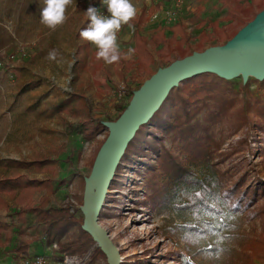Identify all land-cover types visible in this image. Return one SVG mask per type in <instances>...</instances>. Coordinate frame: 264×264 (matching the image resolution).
Instances as JSON below:
<instances>
[{"label": "rangeland", "instance_id": "374dc122", "mask_svg": "<svg viewBox=\"0 0 264 264\" xmlns=\"http://www.w3.org/2000/svg\"><path fill=\"white\" fill-rule=\"evenodd\" d=\"M90 1L93 0H83L82 6ZM131 3L137 13L143 5L147 8L144 31H148L152 26L164 25L159 20H151L150 15L154 11L168 9L172 0H131ZM43 7L44 0H0V163L7 159L31 158L38 154L50 157V186L47 191L45 188L38 190L34 194V202L37 203L41 196L47 194L48 207L68 205L71 211H75L82 204L84 179L91 172L95 147L104 138L108 128L95 139L86 141L80 132L79 117L66 112L60 115L54 113L51 110L52 104L73 92L78 98L79 95L84 97L94 114L113 116L115 102L126 99L129 101L132 96L127 95V83L140 82L145 75H136L134 66L123 71L104 60V68H96L95 56L90 59L89 56L86 57L84 69L75 68L74 52L82 40H76L74 33L82 18L83 8L78 6L68 20L52 29L41 22L40 11ZM225 14L223 0L183 1L179 19L186 25L190 54L211 46L224 45L249 22L236 24L226 20ZM214 20L224 25L233 35L225 41L203 42V46H199L201 30L206 28L207 22ZM201 21L205 23L202 24ZM66 26L68 30L64 29ZM117 44L124 56L129 48L132 49L134 41L131 27L122 25L117 32ZM62 47L67 52L60 54ZM95 48L90 42V51ZM52 51L56 52L57 57L60 55L68 61V71L64 77L52 79L46 76L47 55ZM177 56V51L166 59L155 56L151 64L152 71L156 72L167 66V63L179 59ZM130 58H133V54ZM253 76L244 78L239 73L223 78L232 81L238 96L261 97L264 95V77ZM119 84L125 90L122 96L118 95ZM239 132L241 135V131H238L232 136L224 132L220 150L226 149L230 142L237 139ZM215 138L219 140L221 136L217 134ZM241 153H245L255 163V169L264 180L262 155L245 151ZM188 165L198 177H203L206 173V168L201 163L188 162ZM138 167L139 164L131 168L125 167L122 186L107 189L108 200L105 201L104 198L101 214L98 215V223L107 231L118 249L120 264L246 263L242 252L251 251L244 249L247 239L256 240L264 236V199L260 198L249 210L235 212L225 205V212L204 211L199 217L191 209L182 207L185 199L180 200L179 196H171L167 204L153 207L152 204L141 203L146 195L145 190L140 187L145 174H136L135 169ZM29 176L44 177L33 170L29 172ZM159 181L163 186L168 178L164 177ZM171 187L169 185L167 191L172 190ZM135 189L139 192L135 193ZM76 213L79 214V211ZM26 217L24 237L37 239L33 254L44 256L46 264H83L87 260L88 253L82 257L60 253L55 243L46 242L42 224L36 220V215L27 213ZM4 219L9 221L8 217ZM201 224L205 227L203 231H189L188 226L196 227ZM17 231L18 224H12L10 243L0 247V264H20L21 256L32 255L16 256L10 252L19 240ZM259 254L263 257L261 262L255 257L252 258L253 262L264 264V249L259 250ZM94 264H103V261L98 259Z\"/></svg>", "mask_w": 264, "mask_h": 264}, {"label": "trees", "instance_id": "16d2710c", "mask_svg": "<svg viewBox=\"0 0 264 264\" xmlns=\"http://www.w3.org/2000/svg\"><path fill=\"white\" fill-rule=\"evenodd\" d=\"M101 4V0L90 1L84 11L89 6L99 9ZM223 7L226 9L225 19L241 25L264 9V0H223ZM147 12L143 5L140 12L125 24L133 30V58H124L119 49L121 59L113 63L123 71L134 66L136 75H145L140 82L127 83L129 96L154 73L151 64L155 56L166 59L174 51H177V58L190 54L189 37L182 20L177 19L169 25H155L144 31ZM89 23L85 13L76 30V39L82 40L74 52L77 69L86 67L87 56L89 59L96 57L97 49L90 51V42L80 37V31L87 28ZM232 35L217 20L210 21L201 30L198 44L203 46V42L225 41ZM95 67L103 69V59H97ZM105 70L109 72L108 68ZM127 104V99L117 100L113 106V116L94 114L83 96L79 95L78 98L71 92L52 104L51 110L59 115L66 112L78 116L82 137L91 141L106 128L103 121L115 120ZM238 131H241V135L239 132L237 139L230 142L226 149L220 150L224 139L222 134L226 132L232 136ZM107 134L95 147L91 164ZM217 134L221 139L215 138ZM242 151L253 155L260 153L264 161V95L242 98L237 95L231 80L212 72H202L172 87L148 121L139 126L115 168L108 189L120 188L121 181L125 180L122 175L125 167L139 164L140 167L135 169L136 174H145L140 186L146 192L141 200L143 204L158 207L167 204L171 196H179L180 200L185 199L182 207L191 209L196 217L204 211L225 212V205L235 212L249 210L260 198L264 199V180L255 169V163ZM188 162L203 164L206 168L203 177L196 176ZM51 169L52 160L42 154L31 158L7 159L0 163V247L10 243L11 225L18 224L19 240L10 252L16 256L40 255L33 254L37 239L24 237L26 215L34 213L36 220L42 224L46 242L55 243L60 253L80 257L88 253L83 264H94L98 259L108 264L96 241L81 227L83 215L80 208L71 211L68 205L48 207L47 194L41 196L37 203L34 202V194L38 190H48ZM31 170L44 177H30ZM164 177L168 178V182L162 186L159 179ZM169 185H172V190L168 192ZM134 192L139 191L135 189ZM107 196L105 201L108 200ZM7 217L9 221L4 219ZM188 227L189 231L205 229L203 224ZM246 242L244 249L251 251L242 252L245 264H256L253 257L261 262L263 257L259 250L264 249V236L256 240L247 239Z\"/></svg>", "mask_w": 264, "mask_h": 264}, {"label": "water", "instance_id": "95a60500", "mask_svg": "<svg viewBox=\"0 0 264 264\" xmlns=\"http://www.w3.org/2000/svg\"><path fill=\"white\" fill-rule=\"evenodd\" d=\"M237 66H242L245 73L254 69V76L264 77V9L224 45L193 52L159 68L132 92L126 108L115 120L103 122L108 134L96 153L89 176L84 179L80 210L83 215L81 227L96 241L108 264H120L121 261L118 249L98 223V215L129 140L181 80L202 72L233 77L239 74L235 73ZM242 76L247 77L246 74Z\"/></svg>", "mask_w": 264, "mask_h": 264}, {"label": "clouds", "instance_id": "9594fccd", "mask_svg": "<svg viewBox=\"0 0 264 264\" xmlns=\"http://www.w3.org/2000/svg\"><path fill=\"white\" fill-rule=\"evenodd\" d=\"M109 15H100L98 10L89 6L86 15L90 23L80 31V37L95 45L96 58L103 59L107 64H113L121 59L117 44V32L123 24H128L137 14V9L131 0H101ZM72 0H44L45 7L40 11L41 22L49 28L55 29L65 19L66 8ZM134 49L129 48L124 58H130ZM49 59L56 58V52L49 53Z\"/></svg>", "mask_w": 264, "mask_h": 264}, {"label": "built area", "instance_id": "2783aa9c", "mask_svg": "<svg viewBox=\"0 0 264 264\" xmlns=\"http://www.w3.org/2000/svg\"><path fill=\"white\" fill-rule=\"evenodd\" d=\"M184 0H172V5L166 10H157L151 13V20H159L164 25H169L179 19L182 4ZM102 8V9H101ZM98 14L107 15V8L103 4L99 7ZM125 90L122 84L118 85V95L122 96ZM20 264H46L45 257L42 255H36L33 257L21 256L19 258Z\"/></svg>", "mask_w": 264, "mask_h": 264}, {"label": "crops", "instance_id": "0c3cea01", "mask_svg": "<svg viewBox=\"0 0 264 264\" xmlns=\"http://www.w3.org/2000/svg\"><path fill=\"white\" fill-rule=\"evenodd\" d=\"M82 1L83 0H72V3L71 4H69L68 6H67V8H66V12H65V16H66V19L65 20H68V18H69V16L71 15V14H73V12L75 11V9H78L80 6H82L83 4H82ZM79 6V7H78ZM78 7V8H77ZM82 10V13H83V15H82V18H80L79 19V24L77 25V27H76V29H75V33H74V36L76 35V30L79 28V26H80V24H81V22H82V20L84 19V17H85V11H84V9H85V6L83 7H80ZM84 16V17H83ZM68 27L66 26L64 29L65 30H68L67 29ZM63 29V30H64ZM75 38H76V36H75ZM77 40V39H76ZM79 40H81V39H79ZM81 44V43H80ZM51 46V45H50ZM49 46V47H50ZM77 48V47H76ZM65 52H67V50L64 48V47H62V51L60 52V54H62V53H65ZM47 56H49V55H47ZM62 58H64V57H62V56H60L59 55V57H57L56 56V58L53 60V59H47V64H48V66H47V72H46V76L47 77H50V78H52V79H54V78H56V77H58V78H60V77H62L63 75H65L66 73H67V71H68V61H67V59H62ZM64 77V76H63Z\"/></svg>", "mask_w": 264, "mask_h": 264}, {"label": "bare ground", "instance_id": "6f19581e", "mask_svg": "<svg viewBox=\"0 0 264 264\" xmlns=\"http://www.w3.org/2000/svg\"><path fill=\"white\" fill-rule=\"evenodd\" d=\"M235 73H240V74H246L247 76L248 75H254L256 74V72L254 71V69H250L249 72L245 73L244 70H243V67L242 66H237L236 67V70H235ZM254 77V76H253Z\"/></svg>", "mask_w": 264, "mask_h": 264}]
</instances>
